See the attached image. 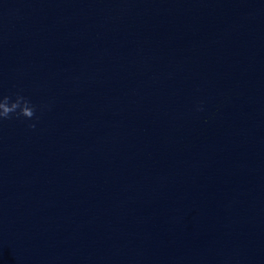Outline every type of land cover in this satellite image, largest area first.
<instances>
[{"label": "water", "instance_id": "water-1", "mask_svg": "<svg viewBox=\"0 0 264 264\" xmlns=\"http://www.w3.org/2000/svg\"><path fill=\"white\" fill-rule=\"evenodd\" d=\"M0 94V264H264V0H0Z\"/></svg>", "mask_w": 264, "mask_h": 264}, {"label": "clouds", "instance_id": "clouds-1", "mask_svg": "<svg viewBox=\"0 0 264 264\" xmlns=\"http://www.w3.org/2000/svg\"><path fill=\"white\" fill-rule=\"evenodd\" d=\"M199 110V109H198ZM37 106L20 94H15L14 98L9 95L0 94V123L13 117L24 120L38 119L36 117ZM35 123H29L28 128L34 129Z\"/></svg>", "mask_w": 264, "mask_h": 264}]
</instances>
